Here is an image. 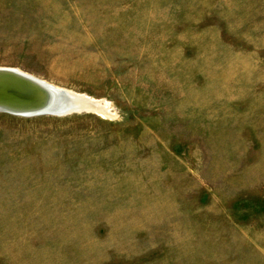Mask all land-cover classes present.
<instances>
[{"label":"rangeland","instance_id":"rangeland-1","mask_svg":"<svg viewBox=\"0 0 264 264\" xmlns=\"http://www.w3.org/2000/svg\"><path fill=\"white\" fill-rule=\"evenodd\" d=\"M0 68L112 114L0 110V264H264V0H0Z\"/></svg>","mask_w":264,"mask_h":264},{"label":"water","instance_id":"water-1","mask_svg":"<svg viewBox=\"0 0 264 264\" xmlns=\"http://www.w3.org/2000/svg\"><path fill=\"white\" fill-rule=\"evenodd\" d=\"M7 78L8 79L12 78L14 80H17L18 84L26 85L28 91L25 92H27L29 98H24V97L18 98L17 96L11 94V92L8 90L6 85H0V110H4L8 112H12V110H14V112L12 113L18 111L21 114H27L28 111H33L32 114L37 112L39 114L41 110L45 109V111L47 112L45 114L52 113V115H68L71 113H78V112L80 113L90 112L87 111V108L85 107L72 104L73 98L71 97L68 99L67 97H63L65 100H68L67 102H65L66 106L63 104L58 105L55 102H50L49 100L50 97L47 96V93L44 92V89L36 88L34 85H32L33 81L28 77L18 76L17 74H14L9 71H0V80ZM0 84H6V83H0ZM56 95L59 96L60 99L62 98V96H66L63 93H56Z\"/></svg>","mask_w":264,"mask_h":264},{"label":"bare ground","instance_id":"bare-ground-1","mask_svg":"<svg viewBox=\"0 0 264 264\" xmlns=\"http://www.w3.org/2000/svg\"><path fill=\"white\" fill-rule=\"evenodd\" d=\"M0 71H9V72H12L14 74H17L18 76L28 77L29 79H31L33 81L32 85H34L38 89L39 88L44 89V92L47 93V96L50 97L49 98L50 102H55L58 105L63 104L66 106L65 102H67L68 100H65L63 97H67V99L71 97V98H73L72 104H74V105H80L82 107H85V108H87V111H90V112L100 113L104 116H112V114L109 112V110L107 108V105H103L101 100L93 99V98L88 97L84 94L75 93L73 91H69V90L64 89V88H57L53 85H50L48 83L42 82L36 78L31 77V75L29 76V75L23 74L17 70L12 69V68H0ZM17 82H18L17 80H14L12 78L1 79L0 83H6V84H0V85H6V87L11 92V94L14 96H17L18 98H22V97L29 98L27 92H25V91H28V88L26 87V85L18 84ZM22 89H24V90H22ZM56 93H63L66 96H62V98L60 99L59 96L56 95ZM12 112H14V110H12ZM24 113H26V112H24ZM32 113H33V111H28L27 114H21L18 111H15V114H21V115H26V116L33 115ZM45 113H47L45 111V109H43L39 112V114H45ZM48 113H50V112H48ZM78 113H80V112H78ZM34 114H38V112L34 113ZM71 114H74V113H71Z\"/></svg>","mask_w":264,"mask_h":264}]
</instances>
